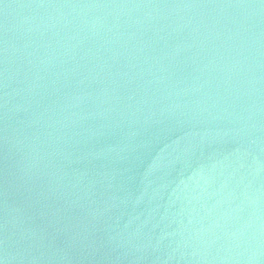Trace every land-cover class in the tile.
I'll use <instances>...</instances> for the list:
<instances>
[{
	"label": "water",
	"instance_id": "1",
	"mask_svg": "<svg viewBox=\"0 0 264 264\" xmlns=\"http://www.w3.org/2000/svg\"><path fill=\"white\" fill-rule=\"evenodd\" d=\"M0 264H264V0H0Z\"/></svg>",
	"mask_w": 264,
	"mask_h": 264
}]
</instances>
